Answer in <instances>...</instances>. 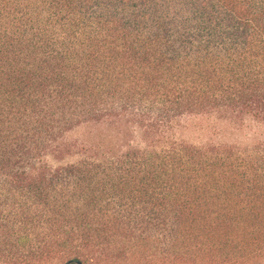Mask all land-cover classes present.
Returning a JSON list of instances; mask_svg holds the SVG:
<instances>
[{"label": "trees", "instance_id": "1", "mask_svg": "<svg viewBox=\"0 0 264 264\" xmlns=\"http://www.w3.org/2000/svg\"><path fill=\"white\" fill-rule=\"evenodd\" d=\"M200 115L264 125V0H0V264H264V139Z\"/></svg>", "mask_w": 264, "mask_h": 264}, {"label": "rangeland", "instance_id": "2", "mask_svg": "<svg viewBox=\"0 0 264 264\" xmlns=\"http://www.w3.org/2000/svg\"><path fill=\"white\" fill-rule=\"evenodd\" d=\"M173 135L177 141L196 145L206 143L247 145L264 139V125L252 120L238 121L219 115H200L176 121ZM89 136L87 127L83 126L72 130L68 135L71 139ZM49 161L55 164L52 159Z\"/></svg>", "mask_w": 264, "mask_h": 264}, {"label": "water", "instance_id": "3", "mask_svg": "<svg viewBox=\"0 0 264 264\" xmlns=\"http://www.w3.org/2000/svg\"><path fill=\"white\" fill-rule=\"evenodd\" d=\"M69 264H73V263H69Z\"/></svg>", "mask_w": 264, "mask_h": 264}]
</instances>
